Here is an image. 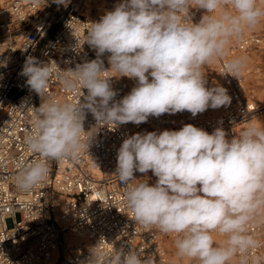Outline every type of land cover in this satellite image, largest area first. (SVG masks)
I'll return each instance as SVG.
<instances>
[{
    "label": "clouds",
    "instance_id": "clouds-1",
    "mask_svg": "<svg viewBox=\"0 0 264 264\" xmlns=\"http://www.w3.org/2000/svg\"><path fill=\"white\" fill-rule=\"evenodd\" d=\"M54 2L66 6L68 0ZM193 5L205 11L198 23L188 22ZM262 22L261 0H122L91 23L85 35L98 57L110 54V69L137 81L119 101L109 78L102 75L108 70L99 58L61 71L55 62L42 65L29 57L21 74L42 103L30 108L25 144L40 159L17 163L16 187L31 191L48 177L49 161H75L88 152L93 135L82 140L85 109L98 126L114 130L147 122L150 116L187 111L195 117L229 105L227 90L207 87L202 69L225 58L233 40H241ZM245 69V58L229 59L223 75L238 78ZM54 75L65 89L79 87L77 102L46 94ZM81 89H87L85 103L80 102ZM149 171L157 178L154 184L136 179V172ZM115 175L131 219L173 236L180 260L232 264L239 257V264H247L248 253L259 246L248 225L264 209L262 124L243 128L231 139L223 128L209 133L192 124L131 135L118 149ZM143 257L141 250L107 253L94 247L86 264H156L154 256Z\"/></svg>",
    "mask_w": 264,
    "mask_h": 264
},
{
    "label": "built area",
    "instance_id": "built-area-1",
    "mask_svg": "<svg viewBox=\"0 0 264 264\" xmlns=\"http://www.w3.org/2000/svg\"><path fill=\"white\" fill-rule=\"evenodd\" d=\"M49 1L0 0V264H46L56 253L55 264L62 261L86 264L90 249L94 247L107 253L141 250L143 258L152 255L156 264H170L174 237L144 228L131 219L132 213L124 203L115 175L118 149L131 135L179 130L185 124L209 133L223 128L229 139L239 134L264 113V102L255 100L247 90V68L236 78L223 75L224 64L237 52L260 48L262 38L256 34L244 35L229 47L225 58L217 60L214 71L231 97L229 105L209 108L195 117L187 111L150 116L147 122L127 123L114 130L110 129L111 125L98 126L91 111L85 109L83 128L86 133H82V140L93 135L88 152L85 150L75 161H49L50 173L46 180L25 192L15 185L16 165L20 161L40 159L28 151L25 144L33 115L30 108H38L41 100L27 85V77L21 74L29 57L42 65L55 62L61 71L75 70L77 65L99 58L108 70L102 75L109 78L116 92L115 101L129 94L137 83L110 69L109 53L98 57L97 51L85 42L90 24L99 22L91 14L87 0H68L64 6L67 13L51 35L54 14L62 4L53 1L54 5H49ZM118 4L119 0H104L107 9H114ZM201 18L202 9L193 5L188 22L198 23ZM55 64L52 65L54 72ZM210 70L209 65L202 69L206 86L217 87L209 75ZM81 92L80 102L85 103L87 89ZM46 94L61 102L75 103L80 89H65L54 75ZM135 177L147 180L150 185L157 179L151 171L147 174L136 172ZM65 231L85 238L88 245H83L84 242L68 245ZM248 233L259 246L250 250L247 264H264V209L249 223ZM235 264H239V257L235 258Z\"/></svg>",
    "mask_w": 264,
    "mask_h": 264
},
{
    "label": "rangeland",
    "instance_id": "rangeland-1",
    "mask_svg": "<svg viewBox=\"0 0 264 264\" xmlns=\"http://www.w3.org/2000/svg\"><path fill=\"white\" fill-rule=\"evenodd\" d=\"M53 1L54 0H50L48 4L54 5ZM98 2L99 3L102 2V6L104 8V1L98 0ZM121 2L122 0H120V3ZM261 2L262 4H264V0H261ZM64 6L65 5L62 4V6L59 7L58 11H56V13L54 14L53 25H52L51 31L49 32V35H51L53 31H55L56 27L60 24L64 15L67 13V10L64 9ZM88 7L91 9V14L95 16L97 20H100L101 18L99 19V16L102 17L103 15H99L100 10L98 9V6L94 2V0H88ZM204 14H205V11L202 9V16ZM254 34L259 35L262 38V43H261L260 48H257V49L255 48L248 52H237L233 56H236L237 58L243 55V58L246 59V68L249 70V73L246 75L247 90H250L252 92V95L255 100L264 102V22H262L257 28L247 31L245 33V35H248V36H251ZM234 41L235 40H233V42L229 45V47L232 44H234ZM229 47H228V50H229ZM227 54H228V51H227ZM216 63L217 61L209 64V66L212 68L210 72L214 70ZM210 72H209V75L211 76ZM254 120L257 124V127L261 126V124H264V113H261ZM171 247L173 248V250L169 257L170 264H183V261L180 260L178 257H176L174 246H171ZM62 264H66V263L63 262ZM232 264H234V261H232Z\"/></svg>",
    "mask_w": 264,
    "mask_h": 264
},
{
    "label": "bare ground",
    "instance_id": "bare-ground-1",
    "mask_svg": "<svg viewBox=\"0 0 264 264\" xmlns=\"http://www.w3.org/2000/svg\"><path fill=\"white\" fill-rule=\"evenodd\" d=\"M87 1H88V0H87ZM102 1H104V0H102ZM94 2L97 4L98 9L100 10L99 15H105L107 12L114 10V9H107V8H105V7H104V8H105V9H104L103 6H102V2L99 3L98 0H94ZM44 3H45V2H44ZM119 4H120V0H119ZM234 58H236V56H232V57H231V59H234ZM240 58H243V55L240 56ZM210 73H211L212 79L214 80V84H215L216 86H221L220 80H219V78L217 77L215 71L213 70V71H211ZM41 103H42V98H41V100H40V104H41ZM250 125H255V126H257L255 120H254V121L252 120V121L249 123L248 126H250ZM262 125H264V124H262ZM64 237L66 238L67 243H68V245H70V246L73 245V244H80L81 242H84L83 245H88V241H87L85 238H78V237L72 235L70 232L65 231V232H64ZM215 238L217 239V241H219V240H218V237H215ZM173 254H174V253H173ZM56 258H57V253L55 254L53 260H49L46 264H55V262H56ZM182 261H183V263H186V262H187V260H182ZM233 261H234V264H235V259H234ZM63 262L66 263V261H62L61 264H62Z\"/></svg>",
    "mask_w": 264,
    "mask_h": 264
}]
</instances>
